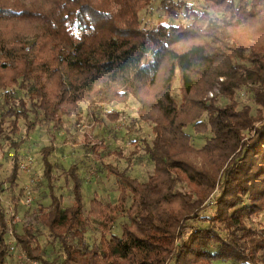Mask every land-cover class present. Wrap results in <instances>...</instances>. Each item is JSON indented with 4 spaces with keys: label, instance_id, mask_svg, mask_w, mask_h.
<instances>
[{
    "label": "trees",
    "instance_id": "trees-1",
    "mask_svg": "<svg viewBox=\"0 0 264 264\" xmlns=\"http://www.w3.org/2000/svg\"><path fill=\"white\" fill-rule=\"evenodd\" d=\"M204 1L158 0L165 14L150 26L142 12L153 0H0V168L3 140L15 151L10 174L0 171V264L13 263L12 247L27 264H264V233L255 228L264 212V0ZM243 86L256 107L239 99ZM130 99L138 103L130 129L144 121L153 136L134 138L131 154L108 152L131 161L140 139L154 171L141 180L103 162L119 194L113 201L95 195L86 207L84 177L72 162L73 196L64 205L55 190V131L68 117L78 124L83 103ZM125 111L94 108L92 127L116 131ZM189 123L207 133L202 146L194 145ZM50 124L43 179L32 189L47 191L51 202L21 221L22 205L32 203L21 200L27 187L14 191L20 147L38 125ZM101 147L107 144L97 138L90 149L101 158ZM7 183L12 213L2 197ZM121 213L128 220L117 233ZM93 216L102 230L96 244L87 239ZM203 218L204 226L190 222Z\"/></svg>",
    "mask_w": 264,
    "mask_h": 264
},
{
    "label": "rangeland",
    "instance_id": "rangeland-1",
    "mask_svg": "<svg viewBox=\"0 0 264 264\" xmlns=\"http://www.w3.org/2000/svg\"><path fill=\"white\" fill-rule=\"evenodd\" d=\"M189 3L193 4L195 7H204V0H188ZM142 13L146 21L149 22L150 26L156 24L157 20L165 14V10L158 5V0H153L151 5L145 8ZM224 77V76H223ZM222 77V79H223ZM175 93L179 94V83L175 84ZM15 90L20 94H24L18 86H15ZM220 87L209 92V95H213L215 91H219ZM4 89L0 88V106L4 103L3 98ZM239 99L242 102H247L256 107L253 93L249 90L247 86H243L238 90ZM137 102L134 99H130L125 103H113V104H99L94 106L88 103H83V112L79 123L76 124V117H68L65 124L55 131V143L56 148L52 153V159L55 162V173L57 175V181L55 190L58 194L63 197L64 205H68L71 202L73 196L72 184L73 181L70 176H67L66 170L69 168L72 162H77L79 166V171L84 177L83 180V193L85 197V205L89 207L91 200L95 195H99L106 200L113 201L117 198L119 194L117 177L115 174L109 172V170L104 167L103 162H112L120 166L121 168H127L128 172L132 176H136L141 180H146L149 175L154 171V163L149 158V155L145 151L143 143L140 139L137 141L138 151L132 155L131 161H129L124 156H119L113 152H108L109 150H119L122 149L125 154H131V149L136 147L133 139L139 136H145L148 140H151L153 133L151 130V125L147 122L138 120L137 126L139 129L136 131L130 129V121L132 115L136 112ZM101 107L103 110H108L114 107L125 108L127 111L122 116V118L115 124L116 131H110L104 129L102 126L92 127L94 123L93 109ZM2 108L0 107V111ZM131 114V115H129ZM13 117V116H11ZM78 125V126H77ZM50 126L38 125L36 130L31 134L30 140L22 144L20 147L19 160H23L25 163V168H21V173L19 176V185L15 187L14 191L17 193L21 186L27 187V193L21 195V200L24 203V199L27 195L32 197V204L22 205L19 212L21 221L33 220L34 216L32 213L40 205H46L51 202V197L46 193L47 191L33 190L32 187L37 183L41 182L43 162H42V151L41 148L48 145L52 141L51 132L54 131ZM192 135V141L195 146L200 147L204 144L207 139V133L197 132L195 130L194 123H189L186 127ZM21 134H25V124H22ZM18 138L19 135H16ZM97 138H101L107 147H101L100 153L101 158L96 156V153L90 149V146ZM4 151L1 154L3 165L0 168L3 177H7L12 168L13 156L15 154L14 148L9 141L3 140ZM44 187V186H43ZM11 188L7 183L5 185V191L3 192V199L8 208L9 205L13 207L11 202ZM213 206L204 210L205 214H211L213 211ZM28 210V213L26 211ZM30 214V215H29ZM99 218L92 217V227L87 232V239L90 244L99 243L102 237V230L99 225ZM128 220L126 214H119L113 231L121 233V224L123 221ZM257 223L255 228L259 233H264V212L259 213L255 216ZM191 223L204 226L208 223L206 218L203 219H192ZM47 231L43 228V236L41 237L43 242L46 243L49 238L46 236ZM10 242L14 245L15 238L10 235ZM12 252L16 254L15 259L12 264H27L28 258L19 250L12 247ZM26 258V262H22L20 258ZM35 263V261L30 260ZM215 264H229V263H215Z\"/></svg>",
    "mask_w": 264,
    "mask_h": 264
},
{
    "label": "built area",
    "instance_id": "built-area-1",
    "mask_svg": "<svg viewBox=\"0 0 264 264\" xmlns=\"http://www.w3.org/2000/svg\"><path fill=\"white\" fill-rule=\"evenodd\" d=\"M19 164H20V166H21V168L23 167V168H25L26 166H25V163L23 162V160H19ZM25 203L26 204H31L32 203V197L30 196V195H27L26 196V198H25ZM7 211L9 212V213H12L13 212V207L11 206V205H9L8 206V208H7ZM9 220L10 221H12V222H15L16 221V218H13V217H9Z\"/></svg>",
    "mask_w": 264,
    "mask_h": 264
}]
</instances>
